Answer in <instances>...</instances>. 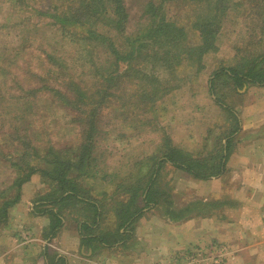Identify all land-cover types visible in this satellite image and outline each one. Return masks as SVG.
Returning a JSON list of instances; mask_svg holds the SVG:
<instances>
[{
    "label": "rangeland",
    "instance_id": "1",
    "mask_svg": "<svg viewBox=\"0 0 264 264\" xmlns=\"http://www.w3.org/2000/svg\"><path fill=\"white\" fill-rule=\"evenodd\" d=\"M123 1L128 14L125 30L120 33L106 27V23L100 24L98 30L120 51L127 52L137 49V45L125 37L133 38L149 22L146 4L151 1L158 5L161 0ZM62 2L0 0V208L4 201L16 195L12 184L21 172L13 165L17 157L25 154L24 160L19 162L36 169L49 168L48 164L56 156L79 163L83 149L79 118L84 120L83 110L87 112L93 108L92 149L84 150V160L78 168H70L69 174L78 177L81 170L88 169V175L84 174L79 180L103 209L98 225L89 232L105 233L116 239L121 228L114 210L119 202L127 200L132 186L148 183L165 140L170 139L188 152L202 151L206 155L220 148L222 136L230 129L232 121L210 96L208 79L217 68L238 65L245 69L264 53V0H225L226 9L215 42L218 48L203 55L201 70L193 55L191 61H183L175 71L159 68L153 74L149 58L144 59L141 50H136L132 60L118 65L125 74L122 82L109 89L104 86L105 73L102 70L96 73L97 65H106L103 62L106 44H99L93 54L95 63H92L80 47L63 39L60 30L42 15L41 12L59 7ZM212 2L214 0H167L163 3L167 20L184 28L185 46L198 45L194 24H201L203 16H212L215 11ZM107 60L114 61L112 56ZM52 62L55 63L52 65ZM50 66L59 77L46 73ZM113 70L111 67L106 73ZM46 83L49 89L44 87ZM247 86L236 93L223 75L222 80H216L215 87L217 96L239 114ZM52 88L60 93L50 92ZM84 90L91 100L82 99L70 105L67 98L73 92L83 95ZM15 96L22 99L16 100ZM26 141L25 146L23 142ZM180 174L181 171L168 163L160 167L155 178L162 200L156 212L163 213L172 206L180 208L205 193L195 187L185 189L182 182L191 184V179L187 180L190 177L186 178L184 172L180 178ZM53 188L40 172L22 185L18 202L0 221V264H51V261L62 264L59 258L63 257L57 256L62 253V243L66 241L63 230L71 228L73 232L85 214L80 215L78 209L88 207L76 201L68 204L63 210L61 228L53 238H48L50 218L38 212L41 206L37 199ZM169 199L174 204H168ZM205 210L193 208L187 215ZM213 213L217 216L232 214L222 209L213 210ZM210 241L199 248H204L207 256L214 255L217 245L229 250L225 243ZM122 245L124 243L116 250L109 249L108 253L117 257L119 254L122 258ZM99 253L103 256L106 250ZM185 254L186 250L181 253L182 259ZM228 257L229 251L223 262L204 264H226ZM182 261L185 263L184 259Z\"/></svg>",
    "mask_w": 264,
    "mask_h": 264
},
{
    "label": "trees",
    "instance_id": "2",
    "mask_svg": "<svg viewBox=\"0 0 264 264\" xmlns=\"http://www.w3.org/2000/svg\"><path fill=\"white\" fill-rule=\"evenodd\" d=\"M167 0H161L157 5L154 2H148L146 4L147 9L145 14L149 17V22L138 32L133 38L125 37L130 39L129 42L137 45V49L131 51L122 52L113 44L112 40L103 33H100L98 28L100 24H105L106 27L117 30L122 33L125 30L128 14L124 7L123 0H63L61 6H54L51 9L41 12L43 16L50 19V24L60 30L63 39L68 40L72 44L80 47L85 55L93 62V54L99 48V44H106L107 50H105V58L103 60L106 63L105 67L96 66V73L100 70L104 72L103 80L105 88L109 89L113 85H119L122 82L125 74L120 71L119 64L126 61L127 59L132 60L134 51H140V55L145 59L149 58L150 70L154 74L159 68H163L166 72L175 71L183 61H191L193 55H195L197 67L199 70L202 69L203 55L211 50L216 51L217 46L215 44L217 40V32L221 26V19L225 13L226 7L223 6L225 0H214L212 16L206 18L203 16L201 24H194L195 29L198 31V45L188 46L184 45L186 41V32L184 28L178 24H175L167 20L165 13L163 12V3ZM204 1V0H199ZM65 9H63V6ZM220 19V20H219ZM109 23L110 26H107ZM78 30V31H77ZM183 44V45H182ZM76 46V47H77ZM113 57V62H108L107 59ZM102 62V63H103ZM55 62H52V65ZM46 73L50 72L56 76L53 68ZM114 70L110 73H106L109 68ZM105 68V69H103ZM119 71V72H118ZM35 75V74H32ZM51 75V74H50ZM223 75L226 76L227 80L231 83V88L234 92L249 85H264V53L253 59L249 66L245 69L240 66H229L215 69L208 79V92L212 96L214 102L223 110H225L229 117H231L232 125L225 134H223L222 144L213 154H204L200 152H188L176 145H174L170 139L164 141L163 151L161 152L155 169L152 170L148 183H138L136 186H132L129 190L128 198L125 202H119L118 206L114 210L115 217L118 222L119 228H125L123 231H117L118 238L111 239L109 235L89 232L92 228L98 225L101 213L103 209L99 206L98 201L93 198L88 191L83 188L79 177L88 174L87 170H81L78 177H72L69 172L70 168H78L79 163L84 160L85 151H91L92 149V138L95 124V109L89 108L87 112L83 110L84 120H80L81 137L82 141V154L80 156L79 163L71 160H63L59 157H54L50 161L49 168L47 169H36L33 166H23L19 161L24 160V155L17 157L13 165L17 167L21 172L16 180L13 182V187L16 188V195L3 202L0 208V221H3L7 217L8 209L18 202L20 198V191L22 185L29 181L31 176L40 172L47 181L53 185V190L43 194L37 199V203L41 206L38 210L39 213L49 215V234L48 238L54 237L59 231L63 223V210L68 207V204H72L75 201L86 205L88 208L78 209V213L84 218L77 224L78 230L82 239L86 242L95 240L106 246H111L113 243L122 241L126 236H129L125 232L126 226L133 223L143 213V210L148 209L152 206L158 207L161 203L162 196L161 191L156 186V176L163 164H170L177 171L186 173L190 177L199 180H208L212 177H218L225 171V160L230 148V142L233 135L239 130V114L237 110L228 105L221 97L216 94V80H222ZM59 77L58 75L55 77ZM154 79V76H152ZM155 81V80H153ZM75 87L78 84L74 82ZM46 89H49L48 83L43 84ZM69 85L68 87H70ZM55 88L50 89V92ZM76 92V91H75ZM77 93V92H76ZM64 96V95H63ZM61 96V97H63ZM65 97V96H64ZM17 99H22L21 96H15ZM68 101L70 105L82 99L91 100L87 91L84 90V94H74L69 96ZM89 128L86 129V126ZM27 141L23 142V145H27ZM208 153V152H207ZM168 204H174L172 199L167 201ZM222 200L215 198V200L204 201L197 199L191 201L180 208L172 206L169 210H163V214L166 215L170 220H181L191 213L192 209L197 210L207 209L202 213L197 212L194 215L201 214H212L213 210L218 206L222 205ZM78 217V214L75 215ZM76 219V218H75ZM78 220V219H77ZM125 233V234H124ZM59 261L64 264L63 258H59Z\"/></svg>",
    "mask_w": 264,
    "mask_h": 264
},
{
    "label": "crops",
    "instance_id": "3",
    "mask_svg": "<svg viewBox=\"0 0 264 264\" xmlns=\"http://www.w3.org/2000/svg\"><path fill=\"white\" fill-rule=\"evenodd\" d=\"M243 98L239 130L231 139L224 173L208 180L193 179L186 174L191 184L188 181L181 184L187 190L203 189L205 193L199 198L204 201L221 199L222 205L214 210L232 214L189 215L170 220L152 206L126 226L129 236L124 233V239L111 246L95 240L86 242L78 227L73 232L71 228H64L66 241L57 257H63L66 264H184L182 252L217 240L228 246V263L261 264L264 256V85L248 84ZM122 243V258L108 253L109 249H119ZM100 250H106V254L101 256Z\"/></svg>",
    "mask_w": 264,
    "mask_h": 264
},
{
    "label": "built area",
    "instance_id": "4",
    "mask_svg": "<svg viewBox=\"0 0 264 264\" xmlns=\"http://www.w3.org/2000/svg\"><path fill=\"white\" fill-rule=\"evenodd\" d=\"M217 246L214 247V249L216 248L214 255L208 256L206 255V250H204V248L202 250L199 249V245L186 250V254L183 258L185 262L184 264H204L208 263V261H212L213 263L223 262L228 255V250L223 245H220L219 247Z\"/></svg>",
    "mask_w": 264,
    "mask_h": 264
}]
</instances>
